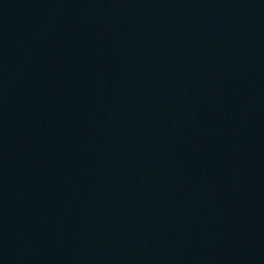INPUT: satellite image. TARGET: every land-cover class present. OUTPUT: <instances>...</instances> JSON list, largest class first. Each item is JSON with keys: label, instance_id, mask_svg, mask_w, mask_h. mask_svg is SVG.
<instances>
[{"label": "water", "instance_id": "obj_1", "mask_svg": "<svg viewBox=\"0 0 264 264\" xmlns=\"http://www.w3.org/2000/svg\"><path fill=\"white\" fill-rule=\"evenodd\" d=\"M0 264H264V0H0Z\"/></svg>", "mask_w": 264, "mask_h": 264}]
</instances>
